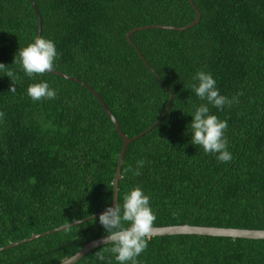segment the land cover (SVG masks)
<instances>
[{
	"label": "trees",
	"instance_id": "16d2710c",
	"mask_svg": "<svg viewBox=\"0 0 264 264\" xmlns=\"http://www.w3.org/2000/svg\"><path fill=\"white\" fill-rule=\"evenodd\" d=\"M200 21L185 31L148 29L130 40L172 93L166 116L128 145L118 197L139 186L150 196L153 227L188 224L264 230V0H192ZM41 35L56 45L55 67L97 92L122 132L152 126L169 94L127 42L134 28L183 27L188 0H33ZM37 20L29 0H0V248L90 217L111 205L122 146L113 123L81 85L45 73L29 78L19 50L33 43ZM11 71L15 79L6 72ZM198 71L238 102L210 114L228 122L231 162L191 143L199 100ZM47 82L52 100L33 102L30 84ZM15 85H14V84ZM15 87V93L10 92ZM136 176L127 171L137 168ZM119 202V201H118ZM99 218V217H98ZM0 253V264H59L108 235L99 219ZM106 244L75 264H118ZM103 252L105 259H97ZM138 264H264V240L194 235L152 237Z\"/></svg>",
	"mask_w": 264,
	"mask_h": 264
},
{
	"label": "clouds",
	"instance_id": "9594fccd",
	"mask_svg": "<svg viewBox=\"0 0 264 264\" xmlns=\"http://www.w3.org/2000/svg\"><path fill=\"white\" fill-rule=\"evenodd\" d=\"M58 55L53 41L37 36L33 43L19 50V59L14 58V63H19L24 73L29 78H33L52 71ZM5 68L6 65L0 64V69ZM6 75L10 79H15L11 71H7ZM193 80L198 81L191 85L195 96L207 103L200 104L192 113L193 119L189 125L191 143L202 147L206 154H215L220 162H231L233 157L227 150L225 136L228 122L210 114L208 105L220 110L226 105L231 107L233 102H238V97L243 93H238L232 99L221 95L216 87L217 81L205 71H198ZM15 91L14 86L10 88V92L15 93ZM27 95L33 102H37L55 99L57 92L50 88L47 82H40L30 84ZM4 115L0 112V119ZM144 164V160H139L136 169L129 167L127 171L139 176ZM117 199L119 202L115 206L107 207L98 218L99 223L108 233L104 238L105 243L112 245L107 251L114 255L118 264H138L137 258L147 249L156 220V215L150 207V196L145 195L137 186L124 194L122 204L119 197ZM96 257L101 261L105 259L103 252H96Z\"/></svg>",
	"mask_w": 264,
	"mask_h": 264
},
{
	"label": "water",
	"instance_id": "95a60500",
	"mask_svg": "<svg viewBox=\"0 0 264 264\" xmlns=\"http://www.w3.org/2000/svg\"><path fill=\"white\" fill-rule=\"evenodd\" d=\"M29 2L32 5V8L34 10V13H35V16H36V20H37V33H36V37H37V36L41 35L42 20H41V17L39 15L38 9H37L35 3L33 2V0H29ZM188 2L190 4L192 10L194 11L195 18H194L193 21H191L186 26L178 28V27L159 25V24L148 25V26H142V27L134 28L131 31H129L127 33V35H126L127 42H129L131 44L132 48L141 57L142 61L146 65V67L150 70V72H152L157 77L158 82L161 84V86H163V88L169 94V98H168L166 109L164 110V112L162 113L160 118L152 126H150L148 129H146L145 131H143L142 133H140L139 135H137L135 137L128 138L122 132V130L120 129L117 121L115 120V118L112 115V113L110 112V110L105 106L104 102L99 97L97 92L95 90H93L90 86H88L87 84H85L84 82L80 81L79 79H77V78H75L73 76H69V75L61 73V72H59L57 70H52L50 72H46V73L52 74L54 76H58L60 78L67 79L69 81L77 83V84L81 85L82 87H84L85 89H87L96 98L97 102L99 103L101 108L105 111L106 115L108 116V118L113 123V126L115 127L119 137L121 138L122 146H121V149H120V152H119L117 165H116V170H115L114 178H113V182H112V201H111V205L110 206H115V204L118 203V199H117V197H118V182H119V179H120L121 168H122L125 152H126V149H127L128 145H130L133 141H135L138 138L142 137L143 135L148 133L151 129L156 127L159 124V122L166 116V114H167V112H168V110H169V108L171 106V102H172V93H171V91H169V89L164 85V83L161 81V79L156 75V73L148 65L146 60L141 56V53L138 51L137 47L130 41V37H131V35H133L134 33L138 32V31H144V30H148V29H164V30H174V31L181 32V31H185V30H188V29L192 28L194 25L199 23L201 16H200L199 11L194 6L193 1L192 0H188ZM105 210H102V211H100V212H98V213H96V214H94V215H92L90 217L85 218V219H82V220H79V221H74V222H72V223H70L68 225L60 226L58 228H55L53 230L44 232L42 234L33 235V236H31V237H29L27 239H24V240L15 242V243L8 244V245L0 248V253L5 251V250L17 247L19 245L34 241V240L39 239L41 237H45V236H48V235L53 234V233L61 232V231L70 229V228H72L74 226H77V225H80L82 223H85L87 221L96 219ZM176 235H194V236H206V237H216V238L264 240V230L232 229V228H218V227H208V226H190L188 224L174 225V226H165V227H153L152 237H165V236H176ZM106 236H103V237H100V238H97V239H95L93 241L88 242L77 253H75L73 256L69 257L68 259L62 261L59 264H75L77 261H79L82 257L87 255L92 250L97 249L99 247H102V246H104L106 244H109V243H105V241H104V238Z\"/></svg>",
	"mask_w": 264,
	"mask_h": 264
}]
</instances>
